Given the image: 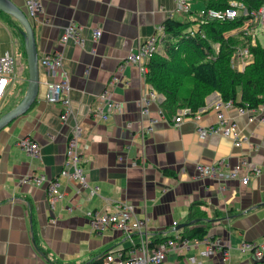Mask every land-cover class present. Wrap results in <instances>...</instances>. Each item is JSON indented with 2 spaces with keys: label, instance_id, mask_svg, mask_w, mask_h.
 <instances>
[{
  "label": "crops",
  "instance_id": "0c3cea01",
  "mask_svg": "<svg viewBox=\"0 0 264 264\" xmlns=\"http://www.w3.org/2000/svg\"><path fill=\"white\" fill-rule=\"evenodd\" d=\"M10 1L26 12L25 0ZM39 1V12L28 18L38 60L51 52H63L71 114L64 120L61 104L46 103L48 78L39 68L35 102L0 131V264H83L105 252L128 257L134 246L123 233L113 229L93 232L85 217L87 211L113 212L118 202L132 206L145 219L147 229L142 236L153 246L185 224L202 228L200 238L221 239L228 251L227 258L219 251L201 257L203 245L190 249L188 254L196 257L197 264H264V256L258 259L239 249L242 243L264 240V107L252 113V120L240 114L237 105L223 110L244 139L239 146L218 135L201 137L199 129L210 130L217 124L214 105L220 101L218 93L207 96L194 115L186 116L185 111L176 125L175 117L168 121L161 114L163 97L156 93L153 99L149 97L150 86L138 67L119 68L165 20L188 19L186 13L176 12L178 0ZM189 5L193 10V4ZM73 23L81 29L84 44L70 40L62 45L63 31ZM19 25L0 11V56L7 52L16 61V79L0 103L1 116L18 105L27 88ZM94 30L101 32L96 40ZM107 90L121 112L102 121L95 119L93 109ZM142 99H151L146 115L141 114ZM74 125L82 130L79 146L86 188L60 176ZM26 137L39 144L38 158H30L17 146ZM218 161H223L225 173L241 166L249 174L248 184L197 178V165ZM254 169L260 173L256 175ZM30 177L57 180L63 196L53 210L46 184L37 186ZM89 188H97L96 194ZM68 206H74L71 213ZM190 209L194 220L188 225ZM132 239L136 243L138 237ZM103 264H108L105 259ZM165 264L190 263L170 253Z\"/></svg>",
  "mask_w": 264,
  "mask_h": 264
},
{
  "label": "built area",
  "instance_id": "2783aa9c",
  "mask_svg": "<svg viewBox=\"0 0 264 264\" xmlns=\"http://www.w3.org/2000/svg\"><path fill=\"white\" fill-rule=\"evenodd\" d=\"M190 0H178L177 13H189ZM26 14L29 19L34 18L40 10L39 0H25ZM239 10H242L244 15H247L246 10L242 4L231 3L230 7L224 10H208L204 18L216 21H229L237 17ZM204 14L203 11H201ZM250 22L257 26L264 27V7H260L257 11L250 13ZM101 35L99 30H94L92 37L94 40L98 39ZM166 38L163 25L156 28L155 34L148 37L145 42L138 46L134 53L128 54L120 63L119 68L122 70L125 65H133L138 67L139 71L144 75L146 72L145 64L150 60L157 52H160L161 46ZM70 40L78 42L80 45L84 44V40L81 37V29L73 24L68 25L62 34L61 44L66 45ZM237 58V59H236ZM236 59V61H235ZM250 62L248 58L247 49H238L232 58V64L238 71H243L245 66ZM38 66L45 71L48 80L46 81V94L45 101L48 105L61 104L64 108L63 119L65 120L71 114V101L69 97V83L68 74L64 67V56L62 51L51 52L48 55L41 57L38 60ZM16 61L10 53H4L0 56V103L7 91V88L16 79L15 76ZM112 86V83L111 85ZM149 97L152 99L155 97V92L148 88ZM108 90L104 91L102 95L98 97L97 104L93 109V116L95 119L106 121L108 117L113 113H120L121 106L112 102L108 94ZM151 99H142L141 114L146 115L148 113V106ZM233 106L231 101L222 102L218 101L214 105V111L217 117L216 126L207 129H199L198 133L201 137L211 134L218 135L226 138H230L234 141L235 146H239L244 142V139L239 135L236 126L227 120L223 115L224 109H229ZM261 107H264L262 105ZM258 109V108H257ZM256 109H246L239 107L240 114L250 115L249 119L252 120V113ZM185 111L179 112V115L174 118V123L178 125L181 122ZM264 120V117L262 118ZM151 129L148 128L147 132ZM81 128L79 125H74L70 131V135L67 138L66 151H65V163L64 167L60 171V176L67 179L76 181L81 187H87L86 177L82 168V161L80 156L79 142L81 140ZM17 146L22 149L30 158H38L40 155L39 144L26 137L20 139ZM223 161H218L210 166L197 165L195 171L197 178H212L217 182L227 180H238L241 185L246 186L249 182V174L242 172L241 166L232 168L229 172L222 171ZM256 175L260 173L257 169L253 170ZM31 181L40 186L42 183L46 184L48 205L51 210L55 207L56 203L61 201L62 193L59 191V184L57 180L46 181L44 177L31 178ZM91 194H96L97 188H89ZM113 212L101 213L98 211H87L85 217L91 226L93 232L101 233L108 229L117 230L123 233L126 238L134 246L129 256L122 258V254L117 252L116 254H108L105 257V261L108 264H165L168 254L175 253L185 258L190 264H197L198 261L194 255H189L190 249H198L200 245L204 246V250L199 251L201 257H209L214 252L219 251L224 258L228 257V251L225 250L226 245L219 238H198L188 240L178 235L177 231L173 235L164 240L159 245L150 246V242L147 237L143 238V233L146 232L147 226L145 219H141L137 216L133 207L122 202L113 204ZM68 213L74 210V206H68L66 208ZM177 223H172V228L175 229ZM138 237L136 243H133V237ZM241 251H248L253 255L261 259L264 256V240L257 243H242L239 247ZM116 255V256H114Z\"/></svg>",
  "mask_w": 264,
  "mask_h": 264
},
{
  "label": "trees",
  "instance_id": "16d2710c",
  "mask_svg": "<svg viewBox=\"0 0 264 264\" xmlns=\"http://www.w3.org/2000/svg\"><path fill=\"white\" fill-rule=\"evenodd\" d=\"M190 3L202 4V9L190 10L186 21L165 20L166 38L161 50L145 64L146 84L163 97L160 103L163 117L170 121L178 111L194 115L214 92L219 94L220 101H231L246 109L264 105V48L253 35L255 25L250 22V13L264 7V0H190ZM231 3L242 4L247 15L239 10L237 17L229 21L204 18L208 10H224ZM19 30L22 31L20 25ZM19 39L24 48L21 35ZM238 49L248 50L250 62L243 71L236 70L231 63ZM238 92L240 101L236 103ZM193 220L190 209L188 223ZM177 233L193 240L203 236V229L185 226ZM107 253L83 264H103Z\"/></svg>",
  "mask_w": 264,
  "mask_h": 264
},
{
  "label": "water",
  "instance_id": "95a60500",
  "mask_svg": "<svg viewBox=\"0 0 264 264\" xmlns=\"http://www.w3.org/2000/svg\"><path fill=\"white\" fill-rule=\"evenodd\" d=\"M0 11L13 17L21 26V36L23 38V46L26 55L27 69H28V80L26 92L13 109L3 114L0 117V131L10 124L13 120L25 114L32 104L35 102L38 90H39V66L37 48L34 38L33 27L30 20L27 17L25 11L16 6L10 0H0ZM189 223L188 225H191ZM187 225V224H186ZM184 225H180L179 228H183Z\"/></svg>",
  "mask_w": 264,
  "mask_h": 264
},
{
  "label": "rangeland",
  "instance_id": "374dc122",
  "mask_svg": "<svg viewBox=\"0 0 264 264\" xmlns=\"http://www.w3.org/2000/svg\"><path fill=\"white\" fill-rule=\"evenodd\" d=\"M202 4H197V6H192V9H200ZM258 43L264 48V27L257 26L255 30L252 31Z\"/></svg>",
  "mask_w": 264,
  "mask_h": 264
}]
</instances>
